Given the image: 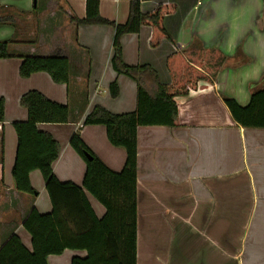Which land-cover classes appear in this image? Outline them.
Segmentation results:
<instances>
[{"label":"crops","instance_id":"obj_1","mask_svg":"<svg viewBox=\"0 0 264 264\" xmlns=\"http://www.w3.org/2000/svg\"><path fill=\"white\" fill-rule=\"evenodd\" d=\"M101 17L122 24L130 0H98ZM173 2L175 12L163 25L170 38L149 43L151 28L120 37L121 57L128 65H150L162 84H170L166 58L175 51L218 48L225 60L211 81L200 80L184 103L202 93L228 96L245 105L254 87L264 84V0H140L149 12ZM86 0H0V40H10L11 56L0 59V245L17 234L31 249L23 221L32 207L51 211L38 170L29 173L34 194L16 190L11 169L16 152L13 122L24 121L22 93L30 89L66 104V123H41L59 143L52 170L60 181L82 185L85 163L69 144L74 132L109 168L119 171L125 150L109 143L101 124L83 125L95 105L112 113L136 105L135 81L112 67L114 28L109 24H78ZM34 39L31 43L29 40ZM69 58L67 83H55L43 71L21 77L23 55ZM116 80L119 93L109 94ZM136 264H264V128L236 126H165L137 128ZM86 192V191H85ZM86 197L97 217L105 208ZM82 250L49 255L48 264H70Z\"/></svg>","mask_w":264,"mask_h":264},{"label":"trees","instance_id":"obj_2","mask_svg":"<svg viewBox=\"0 0 264 264\" xmlns=\"http://www.w3.org/2000/svg\"><path fill=\"white\" fill-rule=\"evenodd\" d=\"M139 4L140 0H130L126 21L117 24L100 16L98 0H86L85 17L75 19L78 24L100 23L114 28L112 67L136 84L133 111L112 113L95 105L82 121L83 125H103L109 143L125 150L121 170L109 168L74 132L69 144L85 163L82 185L58 180L52 165L60 152L59 143L38 125L66 123L68 107L36 89L22 93L19 103L26 109L27 117L13 122L17 141L11 169L14 185L20 192L34 194L29 173L38 170L52 208L48 213L31 208L22 224L31 238V249L23 245L17 234H12L0 245V264H48L49 255L61 254L65 249L85 252L84 256H73L70 264H136L137 128L148 125L264 128V84L251 90L245 105L214 93H202L184 103L174 100L195 89L198 81L209 82L216 76L225 60L218 48L198 47L169 54L166 67L170 84H162L148 64H126L121 57L120 37L137 33L141 25H148L149 43L157 46L164 38H170L163 18L177 8L173 2H163L149 12H142ZM7 21L8 18H0V23ZM10 42L0 40V59L11 56ZM69 67V58L61 52L49 56L23 55L18 72L21 77H28L43 71L55 83L63 84L68 82ZM108 90L111 97L118 95L116 80L109 83ZM3 120L4 102L0 98V123ZM85 153L92 158L88 159ZM85 191L103 205V216H96Z\"/></svg>","mask_w":264,"mask_h":264},{"label":"water","instance_id":"obj_3","mask_svg":"<svg viewBox=\"0 0 264 264\" xmlns=\"http://www.w3.org/2000/svg\"><path fill=\"white\" fill-rule=\"evenodd\" d=\"M85 155H86V157H87L88 159H91V158H92V156L89 155L88 153H85Z\"/></svg>","mask_w":264,"mask_h":264}]
</instances>
